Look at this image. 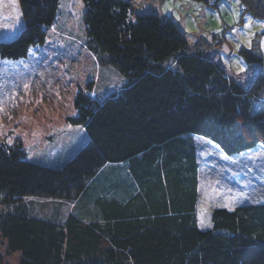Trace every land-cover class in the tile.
<instances>
[{
  "label": "trees",
  "instance_id": "obj_1",
  "mask_svg": "<svg viewBox=\"0 0 264 264\" xmlns=\"http://www.w3.org/2000/svg\"><path fill=\"white\" fill-rule=\"evenodd\" d=\"M82 1L86 22L95 25L112 10L128 9L121 0L110 7ZM239 1L264 18V0ZM17 3L24 28L0 41V56L13 60L44 43L60 0ZM125 39L144 69L105 95L92 82L76 93V114L67 120L84 129L87 142L71 159L54 167L28 160L20 147H0L7 252L19 254L17 264H264V200L214 207L210 226H199L195 142L208 139L227 157L264 150V75L236 81L170 18L137 15ZM239 53L262 63L252 51ZM26 197L70 200L71 210L40 213ZM0 264H7L1 252Z\"/></svg>",
  "mask_w": 264,
  "mask_h": 264
},
{
  "label": "rangeland",
  "instance_id": "obj_2",
  "mask_svg": "<svg viewBox=\"0 0 264 264\" xmlns=\"http://www.w3.org/2000/svg\"><path fill=\"white\" fill-rule=\"evenodd\" d=\"M110 1L105 0V6L110 7ZM121 1L127 3V10H112L102 24L95 25L86 22L89 8L82 0H60L44 43L29 47L24 58L0 56V147H20L28 160L54 167L71 159L87 142L84 129L67 120L76 114V93L85 94L86 84L92 82L98 95H105L144 69L142 55L127 46L125 39L128 21L140 14L170 18L190 45L197 42L200 48H208L225 72L240 83L251 82L258 72L264 75V18L245 11L239 0H215L214 5L210 4L214 0ZM23 28L17 0H0V41L16 39ZM103 41L107 48L98 44ZM113 43L117 48L108 50ZM243 49L260 56L262 63H247L239 53ZM195 142L201 228L209 226L213 207L264 200V150L260 145L227 157L208 139L196 137ZM50 200L23 199L40 213L65 216L71 210L70 200ZM0 208H7L1 199ZM0 252L4 263L17 264L19 254L8 253L1 236Z\"/></svg>",
  "mask_w": 264,
  "mask_h": 264
},
{
  "label": "crops",
  "instance_id": "obj_3",
  "mask_svg": "<svg viewBox=\"0 0 264 264\" xmlns=\"http://www.w3.org/2000/svg\"><path fill=\"white\" fill-rule=\"evenodd\" d=\"M241 203H244V202H241ZM238 205H239V204H238ZM236 206H237V205H236ZM216 207H226V206H216ZM234 207H235V206H234ZM213 208H214V207H213ZM213 208H212V209H213ZM227 208H229V207H227ZM232 208H233V207H232ZM212 209H211V210H212ZM210 212H211V211H210Z\"/></svg>",
  "mask_w": 264,
  "mask_h": 264
},
{
  "label": "water",
  "instance_id": "obj_4",
  "mask_svg": "<svg viewBox=\"0 0 264 264\" xmlns=\"http://www.w3.org/2000/svg\"><path fill=\"white\" fill-rule=\"evenodd\" d=\"M208 40H209L210 42L212 41V35L209 36ZM223 47H225V46H223Z\"/></svg>",
  "mask_w": 264,
  "mask_h": 264
},
{
  "label": "snow or ice",
  "instance_id": "obj_5",
  "mask_svg": "<svg viewBox=\"0 0 264 264\" xmlns=\"http://www.w3.org/2000/svg\"><path fill=\"white\" fill-rule=\"evenodd\" d=\"M262 26H264V25H262ZM219 29H217V31H218ZM204 226V224H201V227H203ZM210 226V225H209Z\"/></svg>",
  "mask_w": 264,
  "mask_h": 264
},
{
  "label": "built area",
  "instance_id": "obj_6",
  "mask_svg": "<svg viewBox=\"0 0 264 264\" xmlns=\"http://www.w3.org/2000/svg\"><path fill=\"white\" fill-rule=\"evenodd\" d=\"M90 95L93 97L94 96V93H91Z\"/></svg>",
  "mask_w": 264,
  "mask_h": 264
}]
</instances>
